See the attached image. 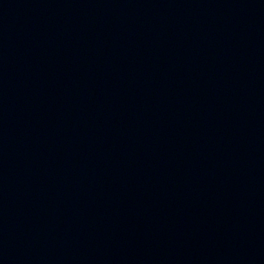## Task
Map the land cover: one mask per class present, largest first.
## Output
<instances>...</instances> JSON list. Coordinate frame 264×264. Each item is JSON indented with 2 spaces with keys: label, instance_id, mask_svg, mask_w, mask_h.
Instances as JSON below:
<instances>
[{
  "label": "water",
  "instance_id": "95a60500",
  "mask_svg": "<svg viewBox=\"0 0 264 264\" xmlns=\"http://www.w3.org/2000/svg\"><path fill=\"white\" fill-rule=\"evenodd\" d=\"M0 264H264V0H0Z\"/></svg>",
  "mask_w": 264,
  "mask_h": 264
}]
</instances>
